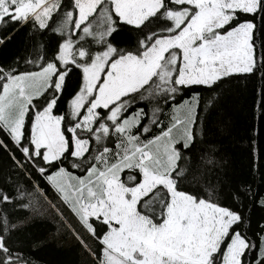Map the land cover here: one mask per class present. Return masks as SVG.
<instances>
[{
  "label": "snow or ice",
  "instance_id": "obj_1",
  "mask_svg": "<svg viewBox=\"0 0 264 264\" xmlns=\"http://www.w3.org/2000/svg\"><path fill=\"white\" fill-rule=\"evenodd\" d=\"M20 31L0 65V264H34L12 213L41 199L93 264H264V169L255 188L210 179L204 123L225 82L264 81V0H0V46Z\"/></svg>",
  "mask_w": 264,
  "mask_h": 264
},
{
  "label": "trees",
  "instance_id": "obj_2",
  "mask_svg": "<svg viewBox=\"0 0 264 264\" xmlns=\"http://www.w3.org/2000/svg\"><path fill=\"white\" fill-rule=\"evenodd\" d=\"M24 47L25 32L20 31L10 42L0 46V65H7L15 57L23 55ZM262 88L264 81L258 77H251L225 82L216 89L214 98L212 93L202 92L204 103L212 98V107L208 110L209 114L204 122L206 139L215 144L218 149L216 158L221 163V169L215 170V174L210 176L213 181L216 175L223 177L226 173L230 187L260 186L259 175L256 176L255 183L253 182V164L256 163L264 169V118L261 117L259 107ZM163 120L167 124L168 117H163ZM254 129L259 130L255 144L252 142ZM155 131L158 133L159 129ZM207 147L208 145L205 144L202 149ZM257 154L260 157L258 160L255 159ZM197 163L203 164L202 161ZM4 166V157L0 154V167ZM41 186L47 187L43 182ZM47 195L58 198L50 189ZM12 214L13 218L22 221V227L14 234L12 242L30 255L34 264H77V253L74 249H66L48 241V238L56 232V222L49 219H34L30 209L14 211ZM251 216L255 225L264 218V211L254 206ZM90 264H93V257Z\"/></svg>",
  "mask_w": 264,
  "mask_h": 264
},
{
  "label": "rangeland",
  "instance_id": "obj_3",
  "mask_svg": "<svg viewBox=\"0 0 264 264\" xmlns=\"http://www.w3.org/2000/svg\"><path fill=\"white\" fill-rule=\"evenodd\" d=\"M54 204L58 205L60 210L63 212L64 217L68 219L71 224L76 227L82 234L84 230L80 228L77 224L75 218L70 214V211L64 207V205L60 202L58 198L53 195L48 197ZM32 212V217L38 219H49L57 223L56 232L48 238V241L55 242L56 244L66 248V249H74L77 253L76 256V263L77 264H90L92 260V256L88 255L84 248L77 242V240L73 237V235L67 232L59 223V217L57 213L47 204L44 202L43 199L40 200L38 204L34 206L33 209H30ZM31 217V218H32ZM32 220V219H31ZM88 243L92 245L91 240H88Z\"/></svg>",
  "mask_w": 264,
  "mask_h": 264
},
{
  "label": "crops",
  "instance_id": "obj_4",
  "mask_svg": "<svg viewBox=\"0 0 264 264\" xmlns=\"http://www.w3.org/2000/svg\"><path fill=\"white\" fill-rule=\"evenodd\" d=\"M66 208V207H65ZM71 214V213H70Z\"/></svg>",
  "mask_w": 264,
  "mask_h": 264
}]
</instances>
